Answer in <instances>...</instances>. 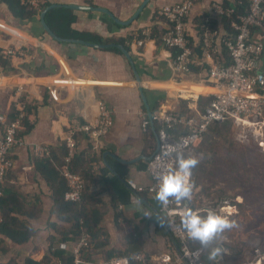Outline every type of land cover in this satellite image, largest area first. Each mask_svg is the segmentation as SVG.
<instances>
[{"label": "crops", "instance_id": "0c3cea01", "mask_svg": "<svg viewBox=\"0 0 264 264\" xmlns=\"http://www.w3.org/2000/svg\"><path fill=\"white\" fill-rule=\"evenodd\" d=\"M31 1L35 4L37 2ZM178 1L148 0L137 18L128 26H118V23L101 12L73 9L76 21L72 28L76 31L103 38L132 37L128 53L140 78L141 92L152 119L156 113L163 115L169 109H174L180 99L186 100L188 108L199 114L198 98L212 97L215 92L213 85L207 82V73L192 74L173 70L171 52L163 45L156 47L152 40H147L143 47H137L133 42L138 31H151V27L159 23L155 15L160 7ZM221 1L196 0L186 22L189 36L194 38L196 44L198 38L195 21L205 14L217 22L213 39L215 49L219 48L222 39L227 36L220 15L213 10V6ZM142 2L52 0V4L65 7L77 5L103 8L122 22L129 20ZM39 16L21 19L14 15L4 0H0V50L17 45L25 46L28 50L23 58H13L11 70L0 72V112L6 116L7 121L11 119L19 94H25L30 103L37 104L32 116V128L23 137L25 144L12 151L15 163L8 175L11 183L18 185L21 193L27 196V201H33L36 206L34 209L37 216L31 220L35 233L23 245L12 244L3 236L9 245V252L0 256V263L15 260V264H24L28 258L37 261L43 259L52 243L58 242L62 231L68 227L52 214V194L61 181L58 168L64 161L60 150L75 120L89 124L95 122L99 102L105 104L111 119V127L106 135L95 146L83 133L76 134L74 138L76 155L86 154L91 147L92 153L100 161L92 167V171L102 179L96 190L100 194L99 206L105 209L100 227L107 232L109 244L98 248L92 253L91 260L83 264H106L103 258L105 252L113 247L126 248L124 236L128 233H132L136 239L137 244L132 247L137 251L135 254L145 258L160 254L171 256L176 248L165 216L160 211L161 203L155 200L156 194L147 191L151 177L147 171L148 162L143 158L150 157L154 152L148 155L146 150V130L142 128V123L148 115L128 61L124 55L106 50V47L94 48L75 43L67 45L54 40L43 29ZM211 62L202 57L195 60L194 65L211 66ZM257 71L264 74V50ZM164 98L168 103L152 113L155 105ZM23 130L21 127L20 131ZM34 145L48 147L50 152L54 151L53 156L40 164L43 157L34 152ZM198 195H202L205 201L199 200ZM210 196L216 197L214 192ZM207 199L208 196L204 195L200 186L195 185L192 200H185L184 204L195 211L208 206ZM199 214L206 216L207 212ZM236 214L238 212L233 216ZM227 238L226 231L218 237V243H224L228 252L223 251L222 260L214 259L215 264H234L230 260L237 259L236 253L230 251ZM175 243L178 245L177 241ZM243 260L244 257L241 262Z\"/></svg>", "mask_w": 264, "mask_h": 264}, {"label": "built area", "instance_id": "2783aa9c", "mask_svg": "<svg viewBox=\"0 0 264 264\" xmlns=\"http://www.w3.org/2000/svg\"><path fill=\"white\" fill-rule=\"evenodd\" d=\"M248 1L250 5L246 14L240 18L238 23L232 24L236 32L235 37L224 41L231 57L228 65L213 61L211 54L215 52V48L212 47L215 33L209 29L207 19L205 20L203 43L209 50H205L203 57L212 61L208 76L213 80L215 90L210 106L205 109L203 114H197V117L191 119H185L167 112L163 115L155 114L154 119L156 121L166 126L183 124L188 128L189 133L178 138H173L163 132L158 135L159 150L147 163V171L151 177V185L147 189L149 193L156 194L158 190L156 173L163 171L168 164L175 166V154L172 156L164 155L168 147L182 145V142L187 139L188 143L186 146L182 145V151L192 152L193 147L202 139L208 126L212 123L229 120L237 130L239 139L257 143L264 153V94L256 91V88L264 83L263 74L257 71L264 50V0ZM195 2L196 0H180L173 4L164 5L157 11L158 15L167 18L170 23L169 29L162 36V45L165 48H177L180 51L172 63V68L175 71L188 72L187 64L191 62L192 52L189 47V33L185 21L189 17ZM31 4L36 6L32 1ZM213 10L218 15L224 13L220 4H215ZM230 13L232 10H228V14ZM252 28H260L261 30L253 34ZM149 37L150 29H145L140 35L137 34L134 37L133 42L137 47H143L145 42L150 39ZM16 53L23 55L25 52H16L12 48L0 51V55L5 57H11ZM25 114L23 110L12 123H8L6 116L0 112V181H3L4 177L14 168L13 149L25 144L23 137L19 136ZM146 126L147 122L144 121L142 128L145 130ZM110 127V115L102 102L98 103V117L93 124L75 120L70 127L65 139L67 155L59 169L60 176L67 184L66 198L70 202H79L84 189L81 178L70 171L71 161L76 155L74 136L83 133L95 146L106 135ZM33 149L37 155L50 154V149L46 146L34 145ZM197 198L203 199L202 195H198ZM239 199L240 197H236V199L208 198L206 200L208 206L200 207L195 211L199 214L214 210L217 214L230 218L238 212L233 201H239ZM203 201L205 200L203 199ZM185 207L187 206L184 203L171 201L167 207L161 204L160 209L165 216L171 237L178 242L179 251H173L171 256L160 254L152 258L135 254L137 258L130 260V262L136 261L140 264H205L202 256L203 249L191 245L192 239L188 237L182 226L181 214ZM87 244L88 236H83L74 243H61L60 248L73 254L75 264H83L82 250ZM253 254L254 259L251 262L242 264H261L264 262V255L260 254L258 250H255ZM121 259L112 258L106 264H117Z\"/></svg>", "mask_w": 264, "mask_h": 264}, {"label": "trees", "instance_id": "16d2710c", "mask_svg": "<svg viewBox=\"0 0 264 264\" xmlns=\"http://www.w3.org/2000/svg\"><path fill=\"white\" fill-rule=\"evenodd\" d=\"M10 8H12L15 16H19L21 19H26L32 16H38L40 13L49 5L52 4V0H37L36 6L31 4V0H4ZM224 13L220 15V18L224 24V29L227 31V36L222 39L221 44L218 49H215L213 52L212 58L214 61L222 65H228L230 63V53L226 48L224 41L229 38H233L236 35L234 28L232 27L233 23H238L240 18L246 14V11L250 5L248 0H222L219 3ZM228 10H232V13L228 14ZM156 20L159 23L151 27L150 39L152 40L156 47L162 45V36L167 29L170 27V23L167 18L158 15L156 12ZM46 22L53 30V32L64 39H81L87 42L98 44L102 46H107L106 50L115 52L121 56L123 53L118 49V45H121L126 51L130 52V43L132 42V37L128 36L126 38L121 37H112V38H103L99 35L79 32L72 28V25L76 21V16L74 15V10L65 6L56 7L45 14ZM209 24V29L212 32H215L217 29V22L214 18H211L209 15H202L198 17L195 21V29L197 31L198 43L196 44L194 38L189 36V47L191 48L192 55L190 61L187 64L189 73H207L206 79L207 82L213 85V80L209 78L208 71L209 65L195 66L192 61L200 60L206 48L203 40L205 33V20ZM187 22V19L185 23ZM117 24V23H116ZM118 26H121L118 24ZM253 34H256L260 31V28H252ZM138 34H141V30L138 31ZM62 44H73L69 42H60ZM114 45V46H108ZM215 44H212L214 47ZM216 48V47H214ZM16 52L28 51L25 46L17 45L12 48ZM171 52L172 59L175 60L180 54L179 49L177 48H166ZM1 51V50H0ZM24 55L15 54L11 57H5L0 55V72H5L12 69L13 58H23ZM224 60V62H221ZM264 76V74H263ZM258 93L264 94V83L261 86L256 88ZM211 96L208 97H199L197 100V110L199 114H203L205 109L210 106L212 101ZM168 103V100L159 101L155 107L152 109V113L156 111L159 106ZM37 109V104L30 103L26 99L25 94H19L15 102V108H13L12 117L8 119V123H12L21 112L25 111V116L22 119L21 127L24 128L23 131L19 132L20 137H24L32 128L34 123L32 116ZM168 114L177 115L184 117L185 119H191L197 117V113L188 108V103L186 100H178L174 109H169ZM147 122L146 130V150L148 155H151L155 149V139L158 135L163 132L166 135H169L173 138H178L179 136L187 135L189 130L183 124H172L164 125L154 118L152 119V125L148 118H145ZM231 128V122L225 120L223 122H215L208 126L207 131L204 133L202 139L193 147L192 152L183 151L185 157L196 156L200 158V164L193 169L191 180L195 185H199L201 191L206 196H210L211 193L216 192V185L218 183V178H215L214 170L209 168L205 157L207 156V151L204 149V144L209 140H216L219 137L227 135L228 131ZM238 146H234L236 155H241L240 151L237 149ZM64 156L67 155V148L65 143L62 144L61 150ZM54 152V151H53ZM53 152H50L49 155L42 156L40 164L49 160L53 156ZM233 152V151H232ZM238 152V153H237ZM259 160L258 156L253 158V161ZM64 162V161H63ZM62 163V162H61ZM100 163L99 158L92 153V148L90 147L87 153L80 155H75L70 164L71 173L79 176L84 187L82 198L79 202H70L66 198V193L68 190L67 184L64 179L61 177V181L57 188L52 194V200L54 201V207L52 214H55L58 218V221L67 224L68 227L64 228L62 231L61 238L58 242H53L50 246L49 252L44 256L43 259L37 261L34 259H26L24 264H75L74 256L68 250H63L60 248V244L63 242L74 243L77 242L81 237L88 236V244L82 250V260L84 262L90 261L92 253H94L98 248L103 247L109 244V237L107 232L100 227V221L105 213V209L100 207L101 200L99 198V191L96 190V187L101 183V177L97 176L92 167ZM63 165V163H62ZM256 167V166H255ZM60 169V167L58 168ZM11 172V171H10ZM10 172L4 177L3 181H0V256L6 255L9 252V245L6 240L3 238L6 237L8 240L15 245L25 244L35 233V230L32 226L31 220L37 216L35 213V204L33 201H27V196L21 193L19 186L11 183ZM59 172V171H58ZM60 174V173H59ZM242 181V180H241ZM243 185L245 182L242 181ZM222 191V190H221ZM227 197H219L223 199ZM243 201L239 202L234 200L233 203L237 206L238 211L243 210L249 200L247 195H243ZM185 203V201H181ZM193 207V206H192ZM119 217V215H118ZM124 241L127 245L124 249H118L113 247L109 251L105 252L104 260L108 262L112 258H125L135 254L136 249H133L136 245V239L133 238L132 233H128L124 236ZM191 245L195 247H201L203 249V260L205 264H215L214 260L209 259L211 250L217 246L218 237L209 245L208 248L202 247L198 241L192 240ZM231 248H233L231 246ZM264 252V248L262 250ZM0 264H15V260H9L5 263ZM130 264H140L136 261H131Z\"/></svg>", "mask_w": 264, "mask_h": 264}, {"label": "rangeland", "instance_id": "374dc122", "mask_svg": "<svg viewBox=\"0 0 264 264\" xmlns=\"http://www.w3.org/2000/svg\"><path fill=\"white\" fill-rule=\"evenodd\" d=\"M234 146L239 147L237 149L241 155L234 153ZM204 149L207 151V165L214 170V177L218 178L216 197L208 198L219 199L221 196L236 199L240 196L243 201V195H247L249 203L245 208L235 216H230V219L237 221L239 227L226 232L230 246L233 247L230 251L236 253L237 257L235 261H232L234 258L230 261L234 264L251 262L255 250L264 255V153L257 143L239 139L232 124L227 135L206 141ZM255 156L259 160L253 161ZM241 180L245 185L241 184Z\"/></svg>", "mask_w": 264, "mask_h": 264}, {"label": "clouds", "instance_id": "9594fccd", "mask_svg": "<svg viewBox=\"0 0 264 264\" xmlns=\"http://www.w3.org/2000/svg\"><path fill=\"white\" fill-rule=\"evenodd\" d=\"M188 140L182 142L186 146ZM182 145L169 146L165 151V156L175 154V166L168 164L163 171L156 173L158 180V190L155 200L167 207L171 201L180 203L181 201H191L193 197L194 183L191 181L193 169L196 168L201 160L196 156L185 157ZM181 223L190 239L198 241L202 247L208 248L209 245L226 230L238 228L236 220L227 216L219 215L214 210H209L206 216H201L190 207H185L181 214ZM222 249L213 248L209 255L210 260H214L221 255ZM135 254L122 258L117 264H130V260H135Z\"/></svg>", "mask_w": 264, "mask_h": 264}, {"label": "water", "instance_id": "95a60500", "mask_svg": "<svg viewBox=\"0 0 264 264\" xmlns=\"http://www.w3.org/2000/svg\"><path fill=\"white\" fill-rule=\"evenodd\" d=\"M148 0H143V2L141 3V5L139 6V8L137 9V11L132 15V17L127 20V21H119L117 18H115L108 10L106 9H103V8H99V7H91V6H77V5H67L66 7H69V8H72V9H75V10H83V11H97V12H101V13H104L105 15L109 16L114 22L118 23V24H121L123 26H128L130 23H132L138 16V14L142 11V9L145 7V5L147 4ZM61 5H58V4H51L49 5L48 7H46L41 13H40V16H39V19H40V24H42L43 26V29L45 30V32L51 37L53 38L54 40L58 41V42H69V43H75V44H81V45H84V46H89V47H107V46H102V45H97V44H92V43H89V42H86L84 40H81V39H64V38H61L59 36H57L53 30L50 28V26L48 25V23L46 22V17H45V14L56 8V7H60ZM109 46H114V45H109ZM118 49L121 50V52L123 53L124 57L126 58V60L128 61L130 67H131V70H132V73L134 75V79H135V82H136V85H137V91L139 93V97H141L142 101L145 103V108H146V111H147V115H148V118L150 120V124L152 125V115L150 113V110H149V107L146 105V101H145V97H144V94L143 92H141V82H140V78L136 72V69L134 67V62L130 56V54L128 53V51H126L121 45H118L117 46ZM159 147H160V144H159V140H158V137H156V149L154 151V153L148 157V158H143L144 160H146L147 162H149L153 156L158 152L159 150ZM170 234V233H169ZM171 239L173 240L174 244H175V248L177 251H179V247L178 245L175 243V239L173 237H171ZM217 247L221 248L223 251H225V253H227V249L225 248V244L224 243H218ZM223 251L221 253V255L217 256L215 258V260H222L223 259Z\"/></svg>", "mask_w": 264, "mask_h": 264}]
</instances>
